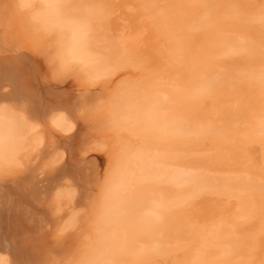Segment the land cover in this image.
<instances>
[{
    "label": "bare ground",
    "instance_id": "6f19581e",
    "mask_svg": "<svg viewBox=\"0 0 264 264\" xmlns=\"http://www.w3.org/2000/svg\"><path fill=\"white\" fill-rule=\"evenodd\" d=\"M257 1L69 0L92 21L90 54L72 50L81 71L66 63L60 36L0 0V264H92L95 216L122 215L134 187L144 238L129 254L141 264H264ZM134 87L139 97L117 116L114 103ZM211 153L221 168L205 163ZM153 181L177 193L146 190ZM190 196L181 239L167 225Z\"/></svg>",
    "mask_w": 264,
    "mask_h": 264
},
{
    "label": "rangeland",
    "instance_id": "374dc122",
    "mask_svg": "<svg viewBox=\"0 0 264 264\" xmlns=\"http://www.w3.org/2000/svg\"><path fill=\"white\" fill-rule=\"evenodd\" d=\"M247 1L249 3V4L248 3L247 4L250 5L249 7H253V6L263 2V1H259L258 2L257 0H245V2H247ZM255 2H256V4H255ZM55 35H56V40H57V38L59 39V35L58 36H57V34H55ZM263 38H264V36H263ZM195 40H197V37L195 38ZM99 62H100L99 60H95L94 61L93 66H95V67H92V66L90 67L92 72L95 71L97 69V67H99ZM141 90L142 89H140V87H134V88H132L129 91H124V93L119 97L120 99L118 98V100L114 103V106L116 105L115 107L118 106V109L114 108V106H113L114 112L116 110H119L122 113V111L124 109L123 106L129 100L134 98L133 95L136 94L135 96L139 97ZM125 93H126V95H125ZM124 96H126V97L124 98ZM121 99L123 101H121ZM247 101H248V98H245L244 102L246 104H247ZM121 105H122V107H121ZM119 111L115 112L117 114V116H119V114H121V113H118ZM206 141L207 142H211L212 139L209 140V138H208ZM188 144L189 143H187V145ZM193 144H195V143H193ZM198 144H201V145H198ZM198 144H195L197 146H195V145L190 146V145H192V143H190V145H188V146L185 145L183 147V149H185L186 151H192V150L196 151V150H199V148L201 149V147H203L202 143H198ZM198 146H200V147H198ZM29 147L30 146H28V148ZM186 147L190 148V150H188ZM192 147H194V148H192ZM209 147L207 146V148H209ZM195 148H197V149H195ZM214 153L210 154L212 158L210 157L209 160H208L209 156H207V155H190V156H188V158L189 159H194V158L203 157L201 159H205L206 156H207V159H205L206 161L204 160L205 163H212L213 166L215 164H217L218 168H221V166L223 165L222 160H219L217 158V156L214 158L213 156L217 155V153L215 155H214ZM223 154H225V153H223ZM147 186H149V187H147ZM147 186H146L147 187L146 190H150V189L162 190V191H165L167 194H175V193H177L176 192L177 191L176 188L171 187V185H169L167 183H164V185H162L161 183L159 184V182H157V181H153V182H148ZM126 187L127 186H123V188H125V189H126ZM133 190H134V192L131 195H129L128 197H126V195L128 194L127 190H125L124 193H123L124 197H126V200L128 202L126 201V203H124L123 206H122V209H123L122 215L117 213V214L114 215V217H108V215H107V213L105 211L104 212L105 215L103 214V215H101V217L99 215L95 216V220H97V218H98V220H97L98 224L97 225H98V228L101 231V233H100V237H98L100 240H98V238H96L95 240H93V243L91 245H89V248L94 247V251H92V249H93L92 248V249H90L92 253H90V254L88 253V256H92V258L94 259L92 264H109V263L110 264H123V263H125V264H141L140 261L135 259V257L131 256L132 253L129 254L131 252V244L134 241H136L138 239H141V237L144 238L142 234L137 232L136 225L133 222L134 216L136 215V213L139 210L140 206H142L143 203H144V194L141 196V192L140 191H143V190H139L138 187L137 188L134 187ZM108 193H110V191ZM189 200H191V196L189 198H187L185 200V202H183L181 205H179L177 208H175L173 211H171L172 212L171 214H172V216H174L176 218L177 223L174 224V225H167V230L169 232H171L172 234H175L176 237H179L181 239H185L186 238L185 235H184V230H183V226H182V222L181 221H182V217H183V209H184L185 205L187 204V202H189ZM134 207H136V208H134ZM103 217L106 218V219H103ZM100 219H101V221H100ZM128 221H130V222H128ZM100 225L101 226L103 225V226L101 227ZM123 231L126 232V234H127L128 242H127V244L124 247L120 248V240L119 239H120V235H121V233ZM110 232H112L113 235H110ZM129 237H130V239H129ZM97 240H98L99 243L97 242ZM97 246H98V248H97ZM179 247H180V249H178V252H182L183 249H187L186 244L182 245V246H179ZM97 259H99V260H97ZM123 259H125V260H123Z\"/></svg>",
    "mask_w": 264,
    "mask_h": 264
},
{
    "label": "clouds",
    "instance_id": "9594fccd",
    "mask_svg": "<svg viewBox=\"0 0 264 264\" xmlns=\"http://www.w3.org/2000/svg\"><path fill=\"white\" fill-rule=\"evenodd\" d=\"M16 3L18 11L25 15L32 26L46 33L59 35L65 43L66 63L72 67H80L72 50L78 49L81 56L90 54V17L86 13L73 15L68 10L69 0H16ZM80 70L86 71L83 67Z\"/></svg>",
    "mask_w": 264,
    "mask_h": 264
},
{
    "label": "snow or ice",
    "instance_id": "6c2138e0",
    "mask_svg": "<svg viewBox=\"0 0 264 264\" xmlns=\"http://www.w3.org/2000/svg\"><path fill=\"white\" fill-rule=\"evenodd\" d=\"M60 120H61V118H60V117H57L55 122H56V123H59Z\"/></svg>",
    "mask_w": 264,
    "mask_h": 264
}]
</instances>
